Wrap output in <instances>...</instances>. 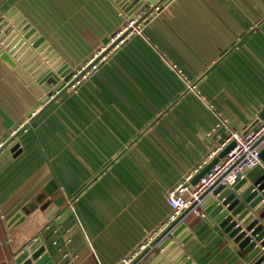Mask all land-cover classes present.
<instances>
[{
  "label": "crops",
  "instance_id": "obj_1",
  "mask_svg": "<svg viewBox=\"0 0 264 264\" xmlns=\"http://www.w3.org/2000/svg\"><path fill=\"white\" fill-rule=\"evenodd\" d=\"M151 5L141 31L74 86L72 76L55 91L40 83L51 64L34 47L21 62L0 50V264H20L38 239L50 264H117L165 222L167 190L230 130L259 119L264 0ZM126 17L115 0H0L4 22L23 18L53 64L73 71ZM51 180L56 194L17 223ZM182 221L181 249L195 264H255L202 209ZM170 263L155 247L135 264Z\"/></svg>",
  "mask_w": 264,
  "mask_h": 264
},
{
  "label": "water",
  "instance_id": "obj_2",
  "mask_svg": "<svg viewBox=\"0 0 264 264\" xmlns=\"http://www.w3.org/2000/svg\"><path fill=\"white\" fill-rule=\"evenodd\" d=\"M126 14L141 10L142 7L149 3H156L158 0H115ZM131 15V14H130ZM12 19L7 22L0 18V50L2 57L7 62H13L14 58L17 62H21L26 54H29L32 47L43 55L45 61L51 64L50 67L42 68L40 71L39 81L54 83V91L57 90L64 81L71 75L72 70L64 63L59 65L53 64L56 57L53 51H49L47 43H41L42 38H35L33 28H29L27 22L23 18L15 25L17 32L13 33ZM28 29V30H27ZM22 34V37L19 35ZM28 39L31 47L27 46L24 39ZM3 48V49H2ZM22 51V54H18ZM47 53V54H46ZM46 54V55H45ZM12 57V58H11ZM62 78V79H61ZM45 89L46 86H44ZM264 117V109L259 113L258 118ZM258 119H256L257 122ZM255 122V123H256ZM254 123V124H255ZM253 124V125H254ZM247 131V130H244ZM231 146L229 144L213 159H211L191 180L194 183L202 176L214 162L221 157L225 151ZM262 165L258 164L249 169L245 175L240 178L232 188L217 185L211 189L201 193L200 208L207 212L220 226L228 233L230 237L237 242L238 246L244 252H248L250 257L256 256L255 264H264V146L259 152ZM55 184L51 180L43 187L34 200L28 202L23 208L24 213L18 216V222H21L25 215L37 207V204L47 195H55ZM247 193L245 194V192ZM235 192L238 196H234ZM240 196L243 198L241 199ZM58 201H56V204ZM55 211V210H53ZM185 210L177 220L184 216ZM52 213V212H51ZM50 213V215H51ZM49 215V216H50ZM173 224L167 226L153 241L152 244L163 250V253L171 261L170 264H195L191 258L181 249V243L185 242L188 228L181 220L173 227L170 234L165 233L172 228ZM44 246L40 244V240H33L26 248L21 250L16 258L20 264H50L47 262V253L44 252ZM33 261V263H32Z\"/></svg>",
  "mask_w": 264,
  "mask_h": 264
},
{
  "label": "built area",
  "instance_id": "obj_3",
  "mask_svg": "<svg viewBox=\"0 0 264 264\" xmlns=\"http://www.w3.org/2000/svg\"><path fill=\"white\" fill-rule=\"evenodd\" d=\"M153 9H157L156 3H151ZM143 8V7H142ZM142 10V9H141ZM141 10L133 11L127 14L125 22L114 32L107 40L87 58L75 71L72 70L71 86L78 84L85 79L91 72H94L99 63L102 62L108 54H111L123 41L131 34L141 31V21L144 18ZM146 13V12H144ZM226 120L218 114L217 126L225 124ZM231 146L218 158L216 162L194 183L190 180L214 157H216L226 146ZM264 146V117L259 118L254 127L247 131L230 130L223 140L210 150L205 157L196 164L192 170L183 176L175 185L167 190L166 199L170 206V211L157 231L149 234L144 243L137 250L127 256L119 259L117 264H135L146 253L153 250L156 245L152 241L170 224L165 235L171 233L183 217H178L185 211L198 212L202 209L199 206L201 202V193L217 185L232 188L233 185L244 176L245 172L252 167L261 164L259 152ZM203 210V209H202ZM204 211V210H203ZM205 212V211H204ZM264 248V247H263Z\"/></svg>",
  "mask_w": 264,
  "mask_h": 264
},
{
  "label": "rangeland",
  "instance_id": "obj_4",
  "mask_svg": "<svg viewBox=\"0 0 264 264\" xmlns=\"http://www.w3.org/2000/svg\"><path fill=\"white\" fill-rule=\"evenodd\" d=\"M262 250H264V248H262Z\"/></svg>",
  "mask_w": 264,
  "mask_h": 264
}]
</instances>
